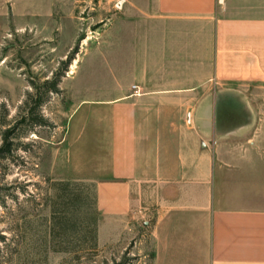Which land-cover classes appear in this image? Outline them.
<instances>
[{
    "label": "crops",
    "instance_id": "crops-1",
    "mask_svg": "<svg viewBox=\"0 0 264 264\" xmlns=\"http://www.w3.org/2000/svg\"><path fill=\"white\" fill-rule=\"evenodd\" d=\"M0 1L18 29L76 37L67 27L79 0ZM114 1L104 52L94 49L114 85L77 101L67 134L98 212L114 230L153 196L155 264L182 263L176 237L187 222L186 264H264V190L227 177L210 147L215 89L264 78V0ZM89 125L98 146L81 149Z\"/></svg>",
    "mask_w": 264,
    "mask_h": 264
},
{
    "label": "rangeland",
    "instance_id": "rangeland-1",
    "mask_svg": "<svg viewBox=\"0 0 264 264\" xmlns=\"http://www.w3.org/2000/svg\"><path fill=\"white\" fill-rule=\"evenodd\" d=\"M114 3L79 0L67 27L76 37L49 39L18 29L0 1V264H155L154 197L148 211L111 230L97 210L96 184L81 176L67 138L77 101L113 84L95 50L104 52L99 33ZM215 91L210 147L225 160L227 177L264 190V78L226 79ZM92 130L89 125L78 147L97 148ZM211 187L216 204V184ZM190 224L176 237L181 264Z\"/></svg>",
    "mask_w": 264,
    "mask_h": 264
}]
</instances>
